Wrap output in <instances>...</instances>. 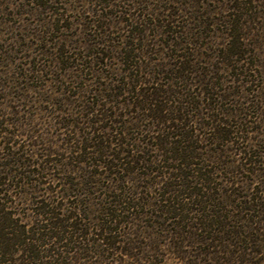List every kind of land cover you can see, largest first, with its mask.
Returning a JSON list of instances; mask_svg holds the SVG:
<instances>
[{"label": "rangeland", "instance_id": "1", "mask_svg": "<svg viewBox=\"0 0 264 264\" xmlns=\"http://www.w3.org/2000/svg\"><path fill=\"white\" fill-rule=\"evenodd\" d=\"M135 65L169 90V113L187 107L183 129L133 105ZM100 107L120 122L92 123ZM101 125L111 153L116 135L146 161H73L72 138ZM0 126L5 236L23 230L43 255L24 260L14 244L0 264H229L234 256L199 242L221 235V215L242 231L226 236L264 261V0H0ZM166 133L176 143L163 154L178 158L157 149L152 137ZM183 172L163 197L168 174Z\"/></svg>", "mask_w": 264, "mask_h": 264}, {"label": "trees", "instance_id": "2", "mask_svg": "<svg viewBox=\"0 0 264 264\" xmlns=\"http://www.w3.org/2000/svg\"><path fill=\"white\" fill-rule=\"evenodd\" d=\"M132 50L135 51V48H131L130 52H132ZM134 56H135V54H134ZM135 66H136V68H135L136 74H135V77L132 78L133 88H130V91H131V93L135 92L137 95V98H139V99L137 100V102H134L133 105H135L139 110H149L148 113H146L145 115L147 117L151 116L150 118L156 120V122L158 124H162L166 128H169V129H174V128L180 129V128H182L183 129V126H184L183 124L186 121V117L180 115V112L184 113L187 110V107L177 106V109H176L174 114L169 113V111L171 110L170 106H168V104H167L169 101V96L166 97L169 90L163 88L162 84L158 85V83L155 82L154 78L150 77V79L149 78L147 79L146 77L143 78L142 75L140 76L139 73L141 72V69H143V66L142 65H135ZM148 74H150V73H148ZM140 82L145 83V86L144 87L141 86L140 87L141 89L137 90V84H139ZM98 109H99V111H101L100 112V118H98V117L93 118V116L90 118L91 122L94 124H98L106 118L107 119L104 122H107V121L112 119V116L113 117L117 116L116 114L110 113V110H112V108H110V107H107V108L100 107ZM94 114H95V112L92 115H94ZM137 119L141 120L142 118L141 119L137 118ZM111 121L112 122L114 121L115 123L120 122L119 120H111ZM102 123H100V124H102ZM201 123H204L205 125H207L209 122H201ZM72 125H74V124H72ZM209 126L214 128V132L217 130L216 133H218L222 139H225V134L227 133V131H225V132L222 131L223 129H221L217 124L214 125L213 121L211 122V124H209ZM211 127H209V128H211ZM0 129H1V126H0ZM98 129L99 128H96V130H98ZM106 130L108 131L109 128L106 125H101L100 129L98 130V133H100V134H95V132H94V134H92V136L88 137V138L87 137L79 138V136H77L76 138L73 137L71 141H74L73 143L75 145V148L77 150L81 151V152H79V153H81L80 154L81 156H76L73 159V161H75V162L87 161L88 162V160L92 159V160H96L98 162H103L107 165H110L113 163V161L117 160V161L121 162V165L120 166H119V164H115V165L118 167H123V169H127L126 165H128L130 163H134L138 160L139 161H146L144 156L140 157L137 154L136 155L130 154L134 150L133 149L134 144H131V142H129V141L121 140V138L120 139L117 138L116 135H114L113 137H115L117 139V143L119 144L120 147L118 148V150L115 153H111L110 151L113 149L111 148L110 143L113 142V138L105 133ZM174 132L171 131V133H174ZM76 133H77V131H76ZM169 134L170 133H166L165 135L163 134V136L157 135V136L152 137L155 140H158V142H156L157 149L159 151H161L160 155H163L164 160H167L169 158H171V159L178 158L175 156H169L167 158L163 154V152L172 151L174 148L172 146V144L176 143V141H173V140L169 141V137H170ZM181 134L183 135L184 138H186V136H187L186 134H183V132H181ZM87 141H89V143ZM183 141H185V140H183ZM129 146L132 147V149H129L128 148ZM194 146L197 148V145H194ZM90 154H94L96 156H93V155L89 156ZM44 155L46 158L44 157L45 164H43V169L46 168V166H44V165L48 164L47 162L49 161V159L47 157L50 156L47 154H43V156ZM80 157H83V158H80ZM141 158H143V159L141 160ZM126 159H130V160H128V162L127 161L125 162ZM26 163L27 162H25V165H26ZM29 165H31V164H29ZM162 166H164V164H162ZM47 169H49V166L47 167ZM37 173L39 175L42 172L38 171ZM168 175H169L168 178L170 180L166 181L165 183H167V186H169L170 189H168L164 194H162L163 197H166L165 196L166 193H169L174 189L176 191H178L175 188L176 185H179L178 181H173V179H175V180L179 179L180 180L179 177L182 176L184 178V176H188L189 174H187L186 172H183V173H175L172 175L171 174H168ZM164 177H167V176H164ZM183 185L185 186V184H183ZM179 191L183 192L184 188L179 189ZM0 194H1V190H0ZM181 195H183V194L181 193ZM178 196L179 195H174L173 200H175L174 202L176 204L175 203L173 204V207H172L173 210H171V211L176 212L177 210H180V212H176V213L182 214L183 213L182 211L185 209V206H184V204H182L180 202V199H178ZM169 198H170V196H169ZM2 199H4V197L0 196V200H2ZM261 204L256 205V207L257 206H259V207L263 206L264 202H261ZM4 207H6V206L0 202V225L2 227H5L3 229L0 228V250H1L2 255L13 253V249H12L13 245L16 244L18 246V244H20L24 247V248H22V252H25L24 255L26 257H28L24 260H27V261L33 260V262L39 260L43 255L40 252V250L37 249V245H35L34 242L33 243L27 242L28 239L33 238L32 236L25 235L23 230H22V233L20 235L22 240L20 239V236H19V238H15V237L14 238H11V237L7 238L5 236V234H13V232L8 231L9 229H12V227L4 226L5 222H7L12 217V214L8 211H5ZM43 208H46V207L44 206ZM45 213L49 214L47 219L51 220V225H53V227L55 225L61 226L59 224L60 221L59 220L56 221L58 219L57 216L55 215V214H57L56 212H54L53 210H48ZM221 216H223V217L221 218ZM221 216H219V219L213 220V222H212V223H217L218 225H220L219 232L221 235L218 237H213L210 235H208V236L202 235L201 236L202 238L199 242L201 244H205L208 246H214L215 245V246L220 248V249H218L219 252L227 253L230 256H234L233 260L231 259L232 262H231V260H227V263H229V264L236 263L235 258H238L237 264H240V263L241 264H263L264 261L261 259L253 261L252 259L246 257V255L247 254L249 255L250 253H247L245 251V249H250V248L247 247L241 251L240 248L238 247L239 242H236V241L233 242L232 238L229 237L230 235H233V237L236 236V237L240 238V237H242L241 236L242 231L238 230V229H233V226L230 227L231 223L227 222L226 219H223L225 215H221ZM204 219H206V218H204ZM260 220L263 221L262 219H260ZM260 220H258L257 222H259ZM201 223L204 224L205 222L201 221ZM211 225H209V224H208V226L203 225V226H201L202 228L201 227H199V228L202 229L201 230L202 232H204V233L206 232L205 234L212 233L211 229L207 230V228H210ZM203 228H205L206 231L203 230ZM258 229L259 228H254L255 231H257ZM4 231H6V233ZM190 233H192V232L190 231ZM193 233H196V232H193ZM226 234L229 236H226ZM33 235L34 236L37 235L35 237V241H38V242H41L42 237L44 235H45V237H47V236L48 237H52V236L54 237L53 232H46V233L36 232V233H33ZM192 236H194V235H192ZM16 241H19V242L15 243ZM8 260H10V259L4 260L2 258L3 262H6ZM19 264H22V263L19 262ZM24 264H28V263L24 262Z\"/></svg>", "mask_w": 264, "mask_h": 264}]
</instances>
